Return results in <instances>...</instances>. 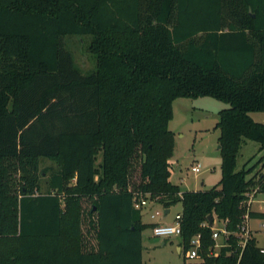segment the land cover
<instances>
[{"label": "trees", "instance_id": "trees-1", "mask_svg": "<svg viewBox=\"0 0 264 264\" xmlns=\"http://www.w3.org/2000/svg\"><path fill=\"white\" fill-rule=\"evenodd\" d=\"M69 34L92 36V71ZM204 95L228 104L222 176L181 190L173 101ZM253 111H264V0H0V264H143L136 191L181 202L182 243L200 234L205 264H264V238L241 248L235 234L263 177L237 169L243 143L264 148ZM209 215L231 232L218 254Z\"/></svg>", "mask_w": 264, "mask_h": 264}, {"label": "rangeland", "instance_id": "rangeland-1", "mask_svg": "<svg viewBox=\"0 0 264 264\" xmlns=\"http://www.w3.org/2000/svg\"><path fill=\"white\" fill-rule=\"evenodd\" d=\"M91 35L69 34L65 36V43L71 50L75 63L83 72H90L95 68V56L88 50ZM228 106L226 102L213 96L204 95L198 97H178L173 101V116L169 121V128L174 132L175 145L170 162V180L178 184L181 190L208 189L218 185L222 176V155L219 148L220 128L217 125L219 111ZM254 119L264 122V111H253ZM102 160V152L98 154V160ZM41 169L53 166L56 163L46 157L40 158ZM200 162L201 171L192 170V165ZM264 148L254 140L243 143L237 159V169L252 167L250 173L254 174L262 169L264 174ZM49 174V171H48ZM44 180V177H42ZM262 204L254 203V208L259 209ZM165 208L160 202H151L143 208V220L149 225L142 231V260L143 264H205L202 257L190 259L186 256V248L181 236L168 237L156 235L152 223H171L177 212L181 211V202L170 207L166 215L151 216L156 210L160 212ZM216 229L223 226V222L214 216ZM254 234L259 243L264 238V218L252 217L250 220ZM229 244L225 241V234H220L215 240L218 251L221 246ZM239 245V239L237 240ZM219 245V246H218ZM181 247V250L178 249Z\"/></svg>", "mask_w": 264, "mask_h": 264}, {"label": "built area", "instance_id": "built-area-1", "mask_svg": "<svg viewBox=\"0 0 264 264\" xmlns=\"http://www.w3.org/2000/svg\"><path fill=\"white\" fill-rule=\"evenodd\" d=\"M192 170L195 172H200L201 171V163L197 162V163L193 164ZM246 195H247V198L243 202L246 206V211L243 214V219H242V222L238 226V230L235 232V234L237 235V237L239 239V246H241V248L245 246L248 238H250L252 235H254V231H253V229L251 227V223H250L251 218L249 215V210L254 209V210L264 211V174H263L262 179L255 186L251 187V189L249 191H247ZM151 202H153V201L149 199V193H143L142 191H136L135 192V195H134L135 207L143 209L144 207L149 205ZM255 202H259L260 204H262V207L259 209H255L254 208ZM164 210L161 212L159 210H156L154 213H151V216L155 217L156 215H158L160 213L164 215ZM222 222H223V226L220 229H216V226H213V224H212V228H213L212 236L215 240L222 233L225 234V240H227L229 238L230 233H231L225 227V222L224 221H222ZM213 223H214V221H213ZM262 227L264 228V223H261V228ZM153 229H154V233L156 235H160V236H164V237H168V236H172V235H179L180 236L182 233L181 212L179 211L176 213V215L174 217V222H171V223L155 222ZM223 243H225V242H222L219 245L221 246V245H223ZM201 246H202L201 235L200 234L194 235L190 241V246L186 249V256L190 259L201 257L200 251H199ZM215 246L217 247V244H215ZM218 252L219 251L216 248H212L210 253L211 254H218Z\"/></svg>", "mask_w": 264, "mask_h": 264}, {"label": "water", "instance_id": "water-1", "mask_svg": "<svg viewBox=\"0 0 264 264\" xmlns=\"http://www.w3.org/2000/svg\"><path fill=\"white\" fill-rule=\"evenodd\" d=\"M219 148H221V144H219ZM170 212V209L167 208L164 210V215L168 214ZM209 225H212L213 224V221H214V218L212 215H209Z\"/></svg>", "mask_w": 264, "mask_h": 264}, {"label": "crops", "instance_id": "crops-1", "mask_svg": "<svg viewBox=\"0 0 264 264\" xmlns=\"http://www.w3.org/2000/svg\"><path fill=\"white\" fill-rule=\"evenodd\" d=\"M153 202H155V201H153ZM153 202H152V203H153ZM170 210H171V209H170ZM215 224H216V220H214L213 226H215ZM256 236H257V235H256ZM178 249L181 250V247L178 246Z\"/></svg>", "mask_w": 264, "mask_h": 264}]
</instances>
